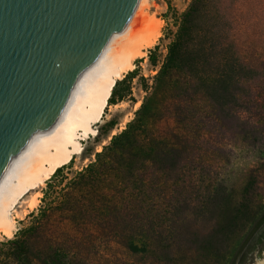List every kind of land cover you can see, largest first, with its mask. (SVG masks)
Wrapping results in <instances>:
<instances>
[{"label":"rangeland","instance_id":"1","mask_svg":"<svg viewBox=\"0 0 264 264\" xmlns=\"http://www.w3.org/2000/svg\"><path fill=\"white\" fill-rule=\"evenodd\" d=\"M191 1L146 0L149 12L161 21L159 36L133 69L116 81L112 96L116 104H110V95L96 135L84 143L81 156L53 173L41 188L38 203L17 220L13 236H0V242L31 226L32 215L45 208L49 210L47 223L29 242L36 264L61 254V250L70 264H210L191 241L208 234L218 223V214L205 220L191 214L176 217L180 224L174 241L166 243V251L133 256L121 246L120 238L138 231L137 226L146 227L183 197L191 196L192 203L199 204L207 195L218 193L231 196L236 207H246L244 217L249 221L230 241L222 264H256L264 257V104L256 95L246 98L253 103H249V111L242 114L231 110L236 117L226 119L218 116L203 96L190 94L192 103L182 102L170 111L175 123H162L163 111L152 119L155 121L147 134L142 132L132 144L138 148L146 136L153 152L165 150L159 161L152 162L149 154L141 152L134 158L121 155L119 166L97 185L99 190L94 187L82 192L84 207L68 211L63 196L66 184L96 162L95 154L112 147L111 138L126 130L127 123L136 121L135 112L154 84L179 19ZM253 6L254 0H243L237 6L243 12L229 11L237 22L242 17L254 19L248 14L255 13ZM248 31L256 33L255 28ZM242 125L248 135H242ZM108 153L106 150L104 155Z\"/></svg>","mask_w":264,"mask_h":264},{"label":"trees","instance_id":"2","mask_svg":"<svg viewBox=\"0 0 264 264\" xmlns=\"http://www.w3.org/2000/svg\"><path fill=\"white\" fill-rule=\"evenodd\" d=\"M241 1L243 0L191 1L179 19L176 35L167 48V57L154 77V84L135 112L136 121L127 123L126 130L111 138L112 147H104L102 152L96 153V162L78 172L63 188L68 211L84 207L86 202L82 199V192L94 187L99 190L97 185L109 176L111 170L116 169L114 166H119L117 162L121 155L131 154L134 158L141 152L149 154L152 162L159 161L165 150L153 152L146 136V141L138 148L132 144L142 132H148L150 125L163 111L166 114L162 123H175L170 111L182 102L192 103V97H188L190 94L203 96L216 114L226 119L236 117L231 110L242 114L249 111L250 102H246L248 96L256 95V99L264 104V0H254L255 7L252 9L255 13L248 11L254 19L242 17L237 22L229 10L243 12L237 7ZM249 28H255L256 33H249ZM117 84L118 82L109 99L110 104H116L112 96ZM244 127L242 125L241 133L248 135ZM106 150L109 153L104 155ZM56 173H59V169ZM190 198L191 196L183 197L181 202L166 208L160 217L148 222L146 227L137 226L138 231L122 236L121 246L133 256H145L156 250L166 251V243L174 241L180 224L176 217L191 214L205 220L209 216L217 217L218 214L219 221L211 231L191 242L210 264H222L230 241L236 236L238 229L249 222L244 217L246 207L244 210L236 207L232 204L231 196L218 193L207 195L199 204H193ZM107 208L113 210L111 206ZM48 212L45 208L40 209L37 216L32 215L31 226L18 231L12 239L0 242V264L37 263V259L32 260L29 242L47 223ZM252 219L250 223L253 222ZM64 258L67 257L61 250V254L48 257L42 264H70Z\"/></svg>","mask_w":264,"mask_h":264},{"label":"water","instance_id":"3","mask_svg":"<svg viewBox=\"0 0 264 264\" xmlns=\"http://www.w3.org/2000/svg\"><path fill=\"white\" fill-rule=\"evenodd\" d=\"M137 2L0 0V178L30 133L58 117Z\"/></svg>","mask_w":264,"mask_h":264},{"label":"bare ground","instance_id":"4","mask_svg":"<svg viewBox=\"0 0 264 264\" xmlns=\"http://www.w3.org/2000/svg\"><path fill=\"white\" fill-rule=\"evenodd\" d=\"M160 28L146 0H138L120 32L80 72L58 117L30 133L0 178V236L11 238L17 220L38 203L46 181L81 156L84 143L96 135L116 81L143 58ZM256 264H264V257Z\"/></svg>","mask_w":264,"mask_h":264}]
</instances>
